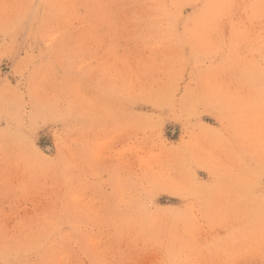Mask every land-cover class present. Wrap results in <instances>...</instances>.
<instances>
[{"label": "rangeland", "instance_id": "obj_1", "mask_svg": "<svg viewBox=\"0 0 264 264\" xmlns=\"http://www.w3.org/2000/svg\"><path fill=\"white\" fill-rule=\"evenodd\" d=\"M0 264H264V0H0Z\"/></svg>", "mask_w": 264, "mask_h": 264}]
</instances>
